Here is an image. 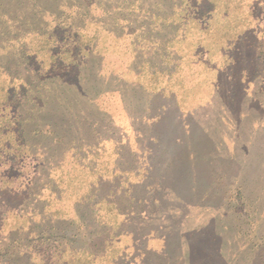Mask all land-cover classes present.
Instances as JSON below:
<instances>
[{
    "label": "rangeland",
    "instance_id": "374dc122",
    "mask_svg": "<svg viewBox=\"0 0 264 264\" xmlns=\"http://www.w3.org/2000/svg\"><path fill=\"white\" fill-rule=\"evenodd\" d=\"M1 54L0 264H264V0H0Z\"/></svg>",
    "mask_w": 264,
    "mask_h": 264
},
{
    "label": "trees",
    "instance_id": "16d2710c",
    "mask_svg": "<svg viewBox=\"0 0 264 264\" xmlns=\"http://www.w3.org/2000/svg\"><path fill=\"white\" fill-rule=\"evenodd\" d=\"M94 4H96V3H94ZM105 4L106 3L102 2V1H99L98 4H97V7L104 9L106 7ZM121 11H122V9H119L118 10V13H117V14L120 15L119 18H118L119 20H117L119 22L118 25H120V26L123 23H129L131 21L130 20V16L133 15L130 12H127V13H124L123 12L121 14ZM137 30H139V29H137ZM44 34H46V33H44ZM229 35H231V34H229ZM4 55L5 54H1V57H0V63H2V65H0V70L6 72L9 75H12V73H13V72H11V69L12 68H10V65H12L11 64L12 62H10L9 57H6V55L5 56ZM260 65L262 67L260 69L264 70V58L261 59ZM259 74L260 73L258 72V75ZM229 78H230L229 79L230 81L231 80H233V81H238L239 80L238 76H236V75L229 76ZM259 79L260 78L258 77L257 78V81L255 83L256 85L259 84V82H260ZM27 93H28V91H27ZM220 93L225 94V95H230V94H233L234 95L235 94V91L232 90L230 87H228L225 90H216V92H215V94H218V95H221ZM225 95H223L224 98L227 99V101L224 102L225 107L227 106L226 107L227 109H228V107L229 108H232V106H230L231 105V101H233L234 98H236V97H234L233 95H230L232 97L225 96ZM212 107H213L212 109H214L213 111H215L217 113V116L215 114H213L215 116V119H213L215 121L212 122L214 126H220L219 120H220V118H223V121L222 122L223 123H226L227 125H232V127H231L232 130L239 131V129L242 128L241 125L240 124L238 125L237 122H236V118H235L236 117V114H227V115L225 114V115H221L222 112L223 113H226L227 109H224V107L222 105H220V104H215ZM193 124L196 125L195 123H193ZM180 127L181 126H180L179 122H173V123H171L170 128L167 131L170 132V133H177L176 135H169L170 140H172V142H173V144H175V146H173L172 148L168 149L166 152L165 151H160L161 153H165L168 156H173V155L178 154V153L185 154L184 150L187 148V144H186L187 142L186 143L183 142L184 141L183 140L184 139V136H182V133H187V132H192V131H191V128L190 127L188 129H186L185 131L184 130L181 131L182 130V127L181 128ZM225 128L226 127H220L218 133H216V135L215 134L213 135V136H215V139L216 140L218 139V137L220 135H221L220 138H222L223 136L228 135V138H230L231 140L232 139H234V141L238 140V137L237 136H232V135L227 134L226 133L227 131H224ZM110 129H112V127H110ZM221 131H223V132L221 133ZM202 133L203 132L197 133V135H202ZM204 134H206V132ZM237 135H239V133ZM156 136H158V135H156ZM149 138H150V136H149ZM157 139H159V137L158 138L157 137H154V141H157ZM216 146H217V141H216Z\"/></svg>",
    "mask_w": 264,
    "mask_h": 264
}]
</instances>
